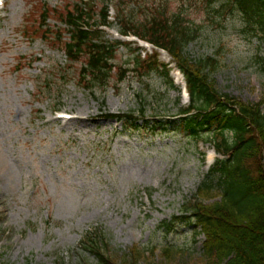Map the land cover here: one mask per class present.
Segmentation results:
<instances>
[{"label":"rangeland","instance_id":"374dc122","mask_svg":"<svg viewBox=\"0 0 264 264\" xmlns=\"http://www.w3.org/2000/svg\"><path fill=\"white\" fill-rule=\"evenodd\" d=\"M76 1L6 0L0 6V264H97L77 248L92 226L104 231L119 263L125 255L131 261L139 247L145 251L137 264H166L162 247L173 244L184 251L168 264H224L203 256L205 236L194 235L192 226L180 224L170 233L159 228L180 214L218 157L215 150L165 127L124 129L93 119L139 110L140 98L151 106L145 121L174 117L178 92L153 72L131 73L92 91L78 82L77 67H69L62 51L25 36L36 34L45 3L60 8ZM51 14L47 23L55 29ZM135 17L142 20L137 11ZM210 32L207 26L187 46L190 56L213 55L223 44L218 88L247 102L263 98L264 76L251 59L256 41L231 22L221 39ZM134 54L120 47L115 62ZM171 75L182 79L176 68ZM55 111L76 118L61 120Z\"/></svg>","mask_w":264,"mask_h":264},{"label":"trees","instance_id":"16d2710c","mask_svg":"<svg viewBox=\"0 0 264 264\" xmlns=\"http://www.w3.org/2000/svg\"><path fill=\"white\" fill-rule=\"evenodd\" d=\"M146 1L142 0V6L154 10L142 22L126 14L128 17L121 20L123 31L135 29L137 34L170 49L186 73L191 96L190 105L181 112L197 109L195 115L183 119L184 127L196 137L202 135L198 127H210L213 120L221 122L223 128L215 129L208 138L225 155L204 176L194 196L184 202L181 215L164 220L159 228L171 232L180 223H189L194 235L204 234L202 251L207 259L224 264H264V97L256 103L247 102L218 88L214 75L221 65L223 44L213 55L199 58H192L187 49L207 26L221 39L228 34L231 22L244 38L256 41V53L251 59L257 73L264 76V0ZM68 5L59 18L69 33L68 41H62L59 32L58 45L64 47L72 64L82 61L81 78H88L91 88L104 86L112 79L116 64L112 59L118 45L104 39L98 27L106 21V15L92 11L87 3L75 2L70 8ZM122 6L127 10L129 1L123 0ZM41 36H47V31L42 30ZM133 66L130 70L140 73L142 69L144 74L156 69L154 63H140L137 59ZM149 107L143 104L139 110L144 112ZM77 248L93 255L97 264H137L145 251L135 247L131 261L125 255L119 263L98 226L85 231ZM183 251L173 244L163 246L166 264Z\"/></svg>","mask_w":264,"mask_h":264}]
</instances>
